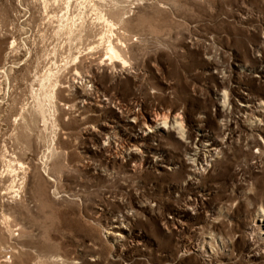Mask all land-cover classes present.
<instances>
[{
  "label": "rangeland",
  "instance_id": "374dc122",
  "mask_svg": "<svg viewBox=\"0 0 264 264\" xmlns=\"http://www.w3.org/2000/svg\"><path fill=\"white\" fill-rule=\"evenodd\" d=\"M92 1L125 69L92 4L69 41L62 8L0 0V264H264V0Z\"/></svg>",
  "mask_w": 264,
  "mask_h": 264
},
{
  "label": "bare ground",
  "instance_id": "6f19581e",
  "mask_svg": "<svg viewBox=\"0 0 264 264\" xmlns=\"http://www.w3.org/2000/svg\"><path fill=\"white\" fill-rule=\"evenodd\" d=\"M44 4L46 8H51V7L54 8L55 6H58L59 8H62L61 10L65 11V14L62 17L60 16L61 17L60 23H62L61 32L66 31L67 35H69V39H70L69 41H75L76 39H78V35L84 32L83 31L84 30V18H85L84 14H85V11L87 10L88 4H92V6L95 8V11H97L95 14L96 18L93 16L95 21L103 25V27L109 29L108 30L109 33H112L114 28L116 27V24L114 23V20L112 19V16L100 13L99 10L96 9L98 5L96 6V4L93 3L92 0H44ZM64 20L68 22L65 25L63 24ZM109 33H107V36L105 38H102V42L105 43V52H106L105 54L107 57L106 61L110 62L111 65L115 67L119 65L120 68L125 69L126 64H127V59L125 57L126 45L122 40H114L113 33L111 35H109ZM131 50L133 49L131 48ZM1 53L2 51H0V55H2ZM77 59L79 58L76 57V60ZM1 62H0V66H2L3 64V62L2 63ZM57 64L58 63L55 62V66L57 67H55L54 69L53 68L49 69L41 77L39 81L40 83L39 89L35 94V99H36L37 107L41 112L44 111V102L48 100L50 103H52V100L55 98V92H58L60 90L59 88H62V82L60 80V77H61L63 68L62 66L57 65ZM11 72L12 71L9 69H6V67H0V75L1 74L4 75L3 77L11 79ZM73 83H76V82L74 81ZM1 86H2V83H1ZM1 92L2 90L0 89V93ZM81 96L85 100V104H86L90 95L82 93ZM225 99H227V95L225 96ZM102 104L103 103L101 102L99 105H102ZM23 111L25 112L26 110L24 109ZM119 119H121V121L123 122H129V121L133 122L138 126L143 125L147 129H154L162 124L163 127L161 129H164L167 131L174 130L177 132L178 135H180L183 138L186 136L184 123L181 121L182 119L178 116L172 115L170 112L167 114L159 112L149 117V116H145L140 111H132L130 109L125 111L123 108H120ZM109 128H110L109 130H114L116 127L112 126ZM112 132L113 131H111V133ZM147 140L148 139L146 138V136H142L138 138L134 137V139H132V144L130 145L131 147L128 150L131 151V148L134 150L139 149V147L143 145V143H145ZM211 151H214V150H211ZM211 151L210 153H212ZM196 156L199 157V155H196ZM194 158H191V160H193V164L197 168L198 165L196 164V162H198V158H195V159ZM260 247L261 249L264 248L262 245ZM256 251H259V250L257 249Z\"/></svg>",
  "mask_w": 264,
  "mask_h": 264
}]
</instances>
